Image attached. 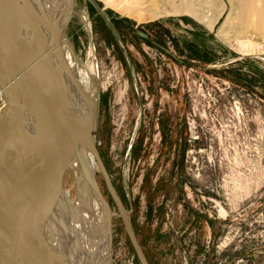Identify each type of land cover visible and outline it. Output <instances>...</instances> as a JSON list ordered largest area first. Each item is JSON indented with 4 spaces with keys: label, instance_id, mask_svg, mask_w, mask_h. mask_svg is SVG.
Returning a JSON list of instances; mask_svg holds the SVG:
<instances>
[{
    "label": "rangeland",
    "instance_id": "1",
    "mask_svg": "<svg viewBox=\"0 0 264 264\" xmlns=\"http://www.w3.org/2000/svg\"><path fill=\"white\" fill-rule=\"evenodd\" d=\"M261 3L73 0L58 41L88 76L95 145L148 264H264ZM89 159L111 263L140 264ZM62 185L72 198L68 169Z\"/></svg>",
    "mask_w": 264,
    "mask_h": 264
},
{
    "label": "water",
    "instance_id": "2",
    "mask_svg": "<svg viewBox=\"0 0 264 264\" xmlns=\"http://www.w3.org/2000/svg\"><path fill=\"white\" fill-rule=\"evenodd\" d=\"M24 26L20 0H0V264H21L32 255L36 264H52L43 246L46 220L64 193V173L83 150L94 156L140 264H148L101 161L90 121L47 59L46 47L24 38ZM39 123L51 125L49 139L45 146L42 140L43 148L25 172L19 148L29 137L26 126ZM96 195L106 205L110 232V210L98 187Z\"/></svg>",
    "mask_w": 264,
    "mask_h": 264
},
{
    "label": "bare ground",
    "instance_id": "3",
    "mask_svg": "<svg viewBox=\"0 0 264 264\" xmlns=\"http://www.w3.org/2000/svg\"><path fill=\"white\" fill-rule=\"evenodd\" d=\"M72 5L73 0H20V12L26 22L23 36L30 43L46 47L47 59L52 62V67L61 72L66 89L74 96L84 118L90 121L94 135L96 99L89 90L88 76L81 70H75L73 52L65 38L58 41L63 35ZM251 10L258 11V20L254 25L264 30V3L252 6ZM2 94L0 89L1 97ZM47 124L26 126L25 133L29 137L19 148V163L24 171L29 170L34 155L43 148L42 140L45 146L49 139L47 129L49 131L51 125ZM90 155L94 158L90 151L83 150L79 159L68 167L75 176L77 190L71 198L69 192L63 189V195L48 214L46 234L51 237L43 246L50 254L52 264H112L107 208L96 195ZM34 256L23 258L21 264L25 261L36 264Z\"/></svg>",
    "mask_w": 264,
    "mask_h": 264
},
{
    "label": "built area",
    "instance_id": "4",
    "mask_svg": "<svg viewBox=\"0 0 264 264\" xmlns=\"http://www.w3.org/2000/svg\"><path fill=\"white\" fill-rule=\"evenodd\" d=\"M0 99L2 100V102H3V99H2V97H1V95H0Z\"/></svg>",
    "mask_w": 264,
    "mask_h": 264
}]
</instances>
